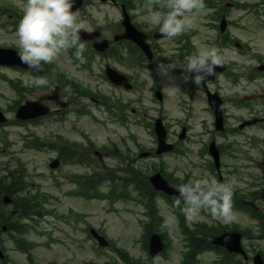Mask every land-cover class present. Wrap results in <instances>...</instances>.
<instances>
[{
	"label": "rangeland",
	"instance_id": "374dc122",
	"mask_svg": "<svg viewBox=\"0 0 264 264\" xmlns=\"http://www.w3.org/2000/svg\"><path fill=\"white\" fill-rule=\"evenodd\" d=\"M7 4L11 5L13 8H18L20 10L23 9L24 5L26 3L19 2L18 0H3ZM90 3L93 2V0H89ZM135 2H138L137 0H134ZM150 1V0H146ZM90 4L87 7V10L85 11L84 15L85 18L80 16L81 20L84 22V25L86 29H92L95 27L94 25H101V23L111 25V22H114L118 19L119 13L117 11V8L110 4H102V3H96ZM149 6V3H146L145 5H142L143 8H146ZM146 10H149L146 8ZM209 12V10L206 9L205 12L193 17V27H199L201 29V32L204 33V24L203 19L199 16L206 15ZM234 17H241L240 12H233ZM197 17H199L197 19ZM145 19V20H144ZM144 21H149L152 23V16L151 13H148L144 17ZM197 21V23H196ZM249 23V22H248ZM235 35H240L245 39H249L248 41H251L253 47L257 49H264V38L262 36V32L259 31V29L249 28L248 32H239L237 30H234ZM203 35L202 37H204ZM198 37L196 36L194 40H197ZM12 42H18L15 35L11 34H5L4 31H1L0 29V44H10ZM167 47L169 46L168 42ZM201 48H209L208 44L204 42L203 40V47ZM229 52V57L227 59H231L234 56H237L236 53ZM166 53H174L173 49L170 48V50L166 51ZM227 56V54H226ZM249 65L253 63V61L247 62ZM55 66L59 68L60 70L65 71L67 74H72L82 82H88L92 86L95 85L96 80L89 76L87 77L85 74H77L75 73V68L70 64L69 58L66 53L62 54L56 61ZM172 67H175L174 63H171V65L168 66H162V73L163 76H160L163 80V83L165 85L167 94H168V100L167 105L164 108L165 116L167 120H169L173 125L176 124V120L178 117H181L183 114V111H187L190 114H194L193 122L197 125L201 123V119L208 118V113L204 112V101L202 98H194V101L191 102L189 100V96L186 94H183L181 92V83L183 80H179L175 77L174 73L172 72ZM3 73L7 74L6 71H2ZM11 75H16L11 73ZM28 79V83L33 82V78H30L29 76H25ZM99 81V80H98ZM100 82V81H99ZM151 82H152V74H150L148 71L143 73V83L146 86L145 90H142L138 95L140 97V103H139V110L142 113L143 105H145L148 109H150L149 114L154 115L157 113V102L152 98L151 94L153 93L150 91L151 89ZM241 86L244 85V82L239 83ZM247 86L246 91L250 96V99L252 100V106L249 107V109H243L245 114L247 116H250L251 113H254L256 109L259 107H262L264 103H261V101L264 99V96L262 94H254L256 91H260V87L264 86V78L261 79L260 82H253V83H247L245 84ZM103 87L105 84L102 85ZM225 94L227 93L226 89H223ZM222 91V92H223ZM263 91V90H262ZM16 92L12 91L10 87L5 83L0 81V110L4 111L7 117L10 119L13 117L14 112L12 111V106L14 104L15 99H17ZM178 95L181 96V100L183 102H180V100H177L176 97ZM227 96V94H226ZM193 104V107H190V104ZM135 104H138V102H135ZM201 107L203 108V114L198 113L201 110ZM226 108H228V111L236 110L238 109L237 106H234L230 102L225 103V111ZM264 110V107H262ZM98 110V109H97ZM96 113L103 116L105 112L103 110L96 111ZM148 113V111H147ZM146 115V114H145ZM142 115H140L141 117ZM151 116H149L145 121L144 124H138L135 126L136 135L139 139V142L141 144L145 145H151L152 144V135L150 132V129L147 127V121ZM73 116L70 117V119L67 121V123H70L73 120ZM207 119V120H208ZM99 124L97 121L89 120L87 118H83L80 122L81 127H85L92 135V138L94 139L97 148L101 147L102 144L107 143L111 138L115 140H119L120 132H123L122 129H118V127L113 124L110 118L102 119L103 122ZM53 127L56 128L57 131L64 132V134L69 137L71 140L79 141L81 140L79 138V135L72 132L68 126H60L59 124L53 125ZM52 126L44 125L45 128H41L43 132H45L47 129H51ZM30 128L32 127H26L21 126L17 123H11L6 124L3 126H0V174L6 175L8 174V168L11 169L14 167L17 159H21L27 167V171L29 172L28 180L30 183H35V185L32 187L34 191L41 190L45 193H50L53 198H50V201L46 204L47 209L54 210V213L57 212L60 215H63L65 218L60 219L58 216H55V214H48L45 216V218L40 222L39 229H42L44 232L38 233L34 230L28 235V238L30 240L36 241L37 243L41 244V246L38 247V249H35V256L42 264H47L48 262L52 260L59 261V264H80L85 261L89 260H95L100 263H103L105 259H107V256L109 255L108 251H98L94 247V242L91 240L89 243L87 239L83 238L86 236V231L88 228V225L100 228L105 231L106 234H108L111 238L118 239V245L122 248H125L127 250H130L131 253L138 258L142 254L141 249L138 247V245L135 243V240L137 237H139L140 232L138 228V219L137 216H142L141 212L144 210V207L142 205H139L133 200H120V198L115 197L113 199H95V200H88L84 199L82 197L73 196L71 194H68L71 192V189L74 185L65 183V184H58L56 185L54 182L53 175L49 173L50 170L47 167L46 163V157L47 155L40 154L33 152L31 150H24V142L29 136L27 132H30ZM47 128V129H46ZM114 131H117L114 133ZM52 132V131H51ZM197 132V128L196 131ZM246 134V135H245ZM257 135L261 139L264 140V128H252L250 130H246L244 133V136H242V140H248L249 136ZM246 143V142H245ZM248 145V144H247ZM249 146V145H248ZM95 148V149H97ZM54 154V153H53ZM252 156V159L256 161L262 162V166L264 167V142L261 145H258L256 147H253L251 151L248 153ZM97 159V157H96ZM107 159V158H106ZM104 157L103 159H99L100 165L102 168L105 169H118V167H122L125 164H120L115 161L112 158H109L106 160ZM228 162L230 160L226 159ZM144 161V160H143ZM181 168L177 166L178 163H181ZM11 162L13 164H11ZM165 163L167 164V171L171 172L174 171L176 175L183 176L184 170L191 168L188 160H180L179 158L175 156H166L165 157ZM11 164V166H10ZM142 164V161L139 160L136 162V165ZM105 165V166H104ZM119 165V166H118ZM178 167V168H176ZM123 168V167H122ZM118 169L115 170L116 174L118 176L126 175L127 172H122L124 170ZM259 168L256 166L252 168V174L258 171ZM81 173L85 172L84 168H81L80 166H76L73 168H66L64 170V173L69 172V174L72 173ZM197 172V171H196ZM60 180L62 182V175H60ZM257 182L262 181L261 176L259 174H255L254 177L251 179ZM238 181V184H240V181ZM109 182L103 184L102 189L103 191L109 190ZM244 185V184H242ZM121 185H118L120 187ZM41 188V189H40ZM134 195H138L136 191H134ZM164 209L167 211L168 207L164 206ZM10 211V210H8ZM71 211L79 213L83 215V218L80 220H74L73 217H71ZM236 214V220L240 222V225L242 226H249L252 228L253 222L247 218V216L237 213ZM69 215V216H68ZM145 216V215H144ZM143 216V217H144ZM200 216L197 218L199 219ZM165 225H168L169 227L167 230L169 231V234L171 238L174 241L173 247L170 250L169 258L166 259L164 257H157L156 261L160 264H178L179 258H180V250L182 249V239L180 236V233L178 232L176 222L170 217L168 218V221L165 223ZM50 236L54 237L58 241H51ZM3 244L6 247L5 253L10 258V264H18V263H24L26 262V256L20 252L15 244L10 240L9 236L6 234H3ZM252 239V238H251ZM83 240H86V243L83 242ZM254 244L257 248L264 249V241H253L246 239L245 246L250 249V245ZM251 252V250H250ZM145 256V255H144ZM218 257L217 253L215 252H207L203 255L199 256V260L202 264H212V262ZM240 262L243 261L241 258H239ZM1 263V261H0ZM252 264V263H251Z\"/></svg>",
	"mask_w": 264,
	"mask_h": 264
},
{
	"label": "clouds",
	"instance_id": "9594fccd",
	"mask_svg": "<svg viewBox=\"0 0 264 264\" xmlns=\"http://www.w3.org/2000/svg\"><path fill=\"white\" fill-rule=\"evenodd\" d=\"M75 0H26L22 17L16 29L20 62L33 71H41L46 64L54 63L62 54L74 50L76 59H82L86 45L81 38L84 22L73 11ZM159 9L151 12L152 23L165 39L184 35L193 28V17L206 11L205 0H160ZM166 9L167 11H163ZM218 48H199L184 57L182 70L189 74L196 85L216 75L222 62ZM49 84L46 77L33 80L36 87ZM66 91L68 89H65ZM238 181L219 183L205 175L189 179L176 186L173 203L181 208L188 221H195L201 212H208L224 223L236 220L233 195ZM181 205H183L181 207Z\"/></svg>",
	"mask_w": 264,
	"mask_h": 264
},
{
	"label": "flooded vegetation",
	"instance_id": "af4514ba",
	"mask_svg": "<svg viewBox=\"0 0 264 264\" xmlns=\"http://www.w3.org/2000/svg\"><path fill=\"white\" fill-rule=\"evenodd\" d=\"M149 38L152 40V35L149 34ZM116 66L121 70H133L139 66V56L135 48H129L126 44L119 45L116 55ZM129 78L133 83V87L137 88L134 83V76L129 74Z\"/></svg>",
	"mask_w": 264,
	"mask_h": 264
},
{
	"label": "trees",
	"instance_id": "16d2710c",
	"mask_svg": "<svg viewBox=\"0 0 264 264\" xmlns=\"http://www.w3.org/2000/svg\"><path fill=\"white\" fill-rule=\"evenodd\" d=\"M20 180L19 179H16V180H13L10 184H4L2 187H0V192L1 191H5L6 193H9L11 194L12 196H17L18 194V190L21 189L22 187L20 185H18L17 182H19ZM36 200L35 197H29L25 200L22 201V199H18L17 197V202H18V207L20 209V213L21 215H27V211L29 210H34V208L32 206L29 205V203H32ZM22 201V203H21ZM1 203V201H0ZM36 203H39V201H36ZM40 204V203H39ZM34 207L36 208L37 205H34ZM37 210L35 211H32V212H36ZM30 212V211H29ZM5 214L4 213H1V204H0V220H5ZM28 216V215H27Z\"/></svg>",
	"mask_w": 264,
	"mask_h": 264
},
{
	"label": "water",
	"instance_id": "95a60500",
	"mask_svg": "<svg viewBox=\"0 0 264 264\" xmlns=\"http://www.w3.org/2000/svg\"><path fill=\"white\" fill-rule=\"evenodd\" d=\"M129 37H130V38H132V37H133V38H134V40H136L137 42H139V44H140V45H142V46H143V40H141V38H140V40H137V39L135 38V36H131V35H129Z\"/></svg>",
	"mask_w": 264,
	"mask_h": 264
}]
</instances>
